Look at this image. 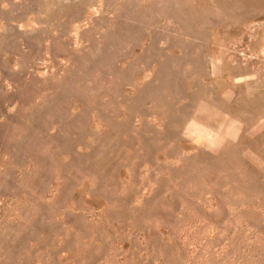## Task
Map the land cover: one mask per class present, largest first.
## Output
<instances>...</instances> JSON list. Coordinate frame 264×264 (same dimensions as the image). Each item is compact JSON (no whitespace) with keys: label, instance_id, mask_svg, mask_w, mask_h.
<instances>
[{"label":"rangeland","instance_id":"1","mask_svg":"<svg viewBox=\"0 0 264 264\" xmlns=\"http://www.w3.org/2000/svg\"><path fill=\"white\" fill-rule=\"evenodd\" d=\"M0 264H264V0H0Z\"/></svg>","mask_w":264,"mask_h":264},{"label":"bare ground","instance_id":"2","mask_svg":"<svg viewBox=\"0 0 264 264\" xmlns=\"http://www.w3.org/2000/svg\"><path fill=\"white\" fill-rule=\"evenodd\" d=\"M187 107V106H186ZM185 109V108H184ZM191 121H192V119H191ZM198 124V123H197ZM197 124H194L193 123V121L190 123V126H191V130H192V132L194 131V132H199L198 134H203L204 135V137L206 136L207 138H209V141L207 142V143H209L210 142V139H212L213 137H211L212 136V133H211V129H210V131L208 130V129H206L205 128V126L204 127H202V126H199V124L197 125ZM201 124V123H200ZM209 125V124H208ZM187 126H189V124L187 125ZM187 128H189V127H187ZM214 128V127H213ZM189 131V130H188ZM214 134V133H213ZM214 136H216V134L214 135ZM206 140V139H205ZM200 141V140H199Z\"/></svg>","mask_w":264,"mask_h":264}]
</instances>
